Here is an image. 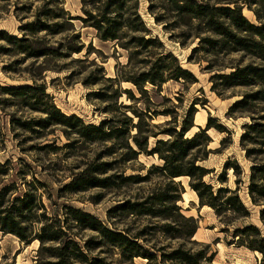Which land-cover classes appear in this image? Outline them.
Here are the masks:
<instances>
[{"label":"trees","instance_id":"1","mask_svg":"<svg viewBox=\"0 0 264 264\" xmlns=\"http://www.w3.org/2000/svg\"><path fill=\"white\" fill-rule=\"evenodd\" d=\"M149 2V15L153 16L157 25H163L164 29L179 31L176 36L181 46L186 47L188 41L198 42L188 61L208 62L205 69L213 73L210 78L212 92L218 97H223L235 88L247 90L240 95L241 100L235 102L227 114L229 117L241 114L250 119L249 124L243 126L244 133L240 139L245 157L252 162L248 195L253 205L264 206V0H149ZM82 3L83 17L74 18L59 7L58 0H48L36 14L35 20L20 28L22 38L0 30V41L7 44V47L0 46V50L9 55H25L28 59L35 60L66 57L63 43H59L58 47L50 46L37 36L43 32L54 37L74 33L72 39L78 41L80 35L75 33L73 21H81L84 27L97 31L100 41L114 43L129 54L128 65L118 69L115 79L105 76L102 78L110 83L111 94L103 89L90 95L101 102L116 103L117 110L118 108L124 110L125 119L117 121L112 118L104 120L99 125H86L78 116H68L59 110L53 104L47 87L37 83L16 88L1 87V93L11 98L3 97L0 105L25 107L29 112L41 115L38 119L23 120L14 114L10 119L11 123L25 131L42 135L47 129L59 127L63 128L68 138L76 135L78 139L65 145L66 147L76 146L81 141L110 143L108 150L104 151L106 155H113L119 149H125L127 153L124 155V162H132L141 154L158 155L159 159L164 161V165L152 169L158 170L169 180L160 197L157 199L155 195H150L141 201L127 200L109 210V220L113 221L114 215L119 213L133 218H161L167 221L166 224L151 228H160L162 233L182 243L168 251L167 247L150 246L147 231L151 228L144 227L134 231L126 226L120 230L115 223L113 224L115 227H110L96 216L70 206H55V210L51 212L44 203V197L46 195L47 199L52 201L53 195L49 191L44 193L48 187L46 183L37 179L34 173L33 180L27 182L28 173L20 169L16 173V181L6 182L14 170L8 161L0 163V232L4 236H14L28 246L40 242L37 250L38 264H115L104 251V248L108 247H113L119 252L121 264L133 262L138 258L146 260L148 264H211L214 258L211 246L191 241L198 232L199 221L195 217L183 214L178 203L181 200L182 189L175 180L188 177L189 187L196 192L200 206L212 208L216 216L222 220L225 218L223 224L234 225L235 221L228 214L236 216L235 219H249L250 211L241 200L238 188L231 190L222 186L215 190V187L205 182L211 171L198 164L207 160L211 152L208 149L211 142L209 131L216 129L220 133H225L228 130L217 125L215 119L210 116L205 129L199 128V132L187 137L195 126L196 105L199 102H194L179 129L177 125L162 130L161 133L141 131L143 118L153 119L164 115L173 118L167 122V125H171L177 120L175 107L165 109L161 113L147 107L144 114L131 105L118 106L119 100L124 96L131 101L137 100L133 89H122V83H130L140 94H146L147 85L161 89L169 82L195 84L198 79L193 72L182 66L179 58L169 51L160 37L154 35L152 29L147 26L140 14L141 1L82 0ZM245 7L255 15V23L245 17L243 12ZM84 49L85 46L80 45L72 46L67 51L71 55L81 53ZM200 54L203 56L200 57ZM233 54L240 55L241 58L229 64L227 59ZM213 57L215 60H212ZM5 70L13 71L12 66L5 67ZM98 82L88 80L86 85H98ZM128 112L133 117H129ZM135 117L139 119L136 124ZM133 128L137 133L132 136ZM163 135L168 138L157 141L156 147L148 151L149 138ZM130 141L137 148L131 146ZM51 148L52 146H47L42 150ZM25 165L29 168L28 164ZM113 165V162H105L93 170L88 168L80 172L59 191L58 196L60 197L63 190L77 193L92 188L116 187L118 185L116 179L140 183L146 181L152 172L150 169L146 177H126L122 174L106 176L113 169ZM228 170H232L239 177L242 175L237 161L229 160L219 177L222 184L227 182ZM239 183L240 180L237 179L236 184ZM171 191L178 196L168 197ZM259 215L264 227V208L260 210ZM80 231H89L94 235L83 240L79 236ZM233 240L235 245L259 252L262 258L260 264H264L263 229L256 225L239 227L233 232Z\"/></svg>","mask_w":264,"mask_h":264},{"label":"rangeland","instance_id":"2","mask_svg":"<svg viewBox=\"0 0 264 264\" xmlns=\"http://www.w3.org/2000/svg\"><path fill=\"white\" fill-rule=\"evenodd\" d=\"M47 1L0 0V30L22 38L23 34L20 28L28 24V22L34 21L36 14ZM58 1L60 3L59 7L70 16L74 18L83 17L82 0ZM139 1H141L140 14L143 16L147 26L152 29L154 35L160 37L167 49L179 58L182 66L196 75L198 82L195 84L169 82L164 84L161 89L147 85L146 94H140L130 83H122V89H133L137 100L131 101L124 96L119 100L118 106L122 104L131 105L138 112L143 113L147 107H151V109L160 113L165 109L175 107L177 120L173 121L171 125H167V122L172 120V117L159 115V117H154L153 119L143 118L140 125L141 131L161 133L162 130L171 126L178 125L179 129L183 120L187 117L192 104L199 102L196 105L195 126L187 137H192L200 131L197 126L205 129L210 116L215 119L217 125H221L228 130L225 133H220L216 129L209 131L208 135L211 138V142L208 149L211 152L207 160L200 161L198 164L206 170L211 171L205 178V182L215 187V190L222 188V186L228 187L231 190H237L238 188L241 200L250 211V218L247 220L235 219L236 216L228 214L235 223L231 226L223 224L226 220L225 218L222 220L216 216L212 208H202L200 206L199 199L196 198V192L189 187L190 179L188 177L175 180V183L180 184V188L182 189V193L180 194L181 200L178 203L182 207V212L185 216L198 219L199 229L191 241L211 246V253L214 254L211 264H260L262 258L259 252H252L246 247L235 245L233 242V232L239 227L256 225L264 230L259 215L260 210L264 206L253 205L248 195L252 162L245 157V152L240 143L241 136L244 133L243 126L249 124L250 119L241 114H235L233 117H229L227 114L234 103L241 100L240 95L247 90L235 88L228 91L223 97H218L211 90L212 84L210 78L213 76V73H209L205 69L208 62L197 63L188 61L193 48L198 45V42L188 41L186 47L181 46L180 40L176 36L179 31H168L163 28V25H157L153 16L148 13L149 0ZM244 10L245 17L255 23L256 19L253 12L249 11L247 7L243 9V12ZM73 23L75 33L80 35V40L78 41L72 39L74 33H66L54 37L43 32L37 36L38 39L44 40L50 46L58 47L59 43H63L65 47L63 51L66 53V57H49L35 60L32 58L28 59L25 55H9L3 52L4 50H0V88H16L19 86H30L35 83L42 84L47 87L53 104L59 110L61 109L68 116H78L80 119H83L86 125H99L104 120L112 118H115L117 121H123L125 119L123 113L125 112L124 110H120V108L117 110L116 103L101 102L90 95L103 91V89L105 92L111 94L110 83L104 79L102 80V78L105 76V78L115 79L118 69L127 66L129 63L128 52L114 43L100 41L97 31L90 27H84L81 21L74 20ZM80 45L85 46V49L81 53L70 55L69 51H67L72 46L78 47ZM0 46L7 47V44L4 41H0ZM202 56L203 54H200V57ZM240 58V55L233 54L227 59V62L230 64L233 61H238ZM212 60H215L214 57ZM16 61L19 63H16ZM8 66H12V72L5 70V67ZM100 70H103V72H100ZM88 80L99 81V84L87 86ZM3 97L11 98L8 95H3L0 90V102ZM14 114L17 117L23 118V120L41 117L38 113L29 112L25 107L12 105L1 107L0 105V163L11 162L14 169L10 176L7 177V183L16 181V173L20 169H24L28 173L26 177L27 182L33 180L32 175L34 173L37 179L46 183L47 190L45 192L41 190V192L47 193L49 191L52 193L53 202L47 199L46 195L44 197V203L50 208L51 212L55 210V206L80 208L96 216L110 227H115L113 225L115 223L120 230L126 226L137 231L144 227H162L166 224L167 221L161 218H133L132 216L125 217L120 213L114 215L113 221H110L108 214L109 210L120 206L121 203L127 200L132 202L141 201L150 195H155L157 199L160 197L169 180L158 170L152 169V167L159 168L164 165V161L160 160L158 155L147 156L141 154L132 162H124L123 158L127 153L125 149H119L113 155H106L105 150H108L110 143H84L81 141L76 146L66 147L65 145L72 143L78 137L75 135L68 138L64 134L63 128L59 127L47 129L42 135L25 131L13 126L11 123L10 119ZM127 115L133 117L129 112ZM198 115L201 117V124L197 122ZM138 120L135 117L134 123H138ZM131 132L133 136L137 133V130L133 128ZM167 138L168 136L166 135L159 136L158 138L151 136L148 140V151L156 147L157 141ZM224 140L225 142L223 143L222 141ZM130 144L133 147L135 146L131 141ZM47 146H52V148L42 150ZM229 160L233 162L237 161L241 167L242 175L239 177L232 170H228L227 182L222 184L219 177L222 175L224 166ZM105 162L114 163L113 169L106 176H120L122 174L126 177H146L150 169L152 172L149 173L146 181L140 183L124 182L121 179H116L118 184L116 187L106 189L92 188L77 193L63 190L60 197L58 196L59 191L65 185H68L75 175L88 168H92L93 170ZM25 164H28L31 169L26 167ZM237 179L240 180L239 185L236 184ZM172 195L178 196V194L171 191L168 197ZM224 230L229 231L225 232ZM147 234L150 246L153 245L158 248L167 247L168 251L172 248H177L182 243V241L174 240L162 233L160 228H151L147 231ZM93 235L94 233L92 234L89 231L79 232V236L83 240H87L93 237ZM39 246L40 242H35L28 246L20 242L18 238L12 235L4 236L0 232V263L38 264L37 250ZM104 249L108 258L113 263L121 264L120 255L116 249L113 247ZM123 264H148V262L138 258L133 262H124Z\"/></svg>","mask_w":264,"mask_h":264},{"label":"bare ground","instance_id":"3","mask_svg":"<svg viewBox=\"0 0 264 264\" xmlns=\"http://www.w3.org/2000/svg\"><path fill=\"white\" fill-rule=\"evenodd\" d=\"M244 13H245V10H244ZM199 114V113H198ZM197 122H198V124H201L202 123V121H201V117L198 115V117H197ZM179 179H182V178H179ZM178 179V180H179ZM196 194V193H195ZM196 198L198 199V197H197V195H196ZM205 208H208V207H205Z\"/></svg>","mask_w":264,"mask_h":264},{"label":"water","instance_id":"4","mask_svg":"<svg viewBox=\"0 0 264 264\" xmlns=\"http://www.w3.org/2000/svg\"><path fill=\"white\" fill-rule=\"evenodd\" d=\"M198 128H200V126H197Z\"/></svg>","mask_w":264,"mask_h":264}]
</instances>
